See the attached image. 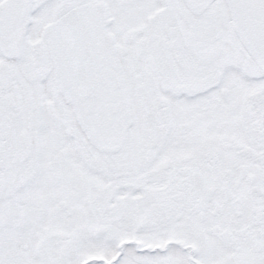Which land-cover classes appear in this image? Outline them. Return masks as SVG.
<instances>
[{
  "label": "snow or ice",
  "instance_id": "obj_1",
  "mask_svg": "<svg viewBox=\"0 0 264 264\" xmlns=\"http://www.w3.org/2000/svg\"><path fill=\"white\" fill-rule=\"evenodd\" d=\"M0 264H264V0H0Z\"/></svg>",
  "mask_w": 264,
  "mask_h": 264
}]
</instances>
